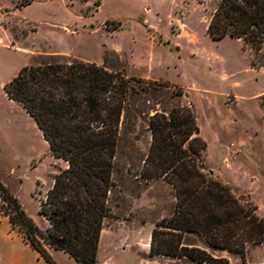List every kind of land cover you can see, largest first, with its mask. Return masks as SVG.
Wrapping results in <instances>:
<instances>
[{
	"label": "rangeland",
	"instance_id": "374dc122",
	"mask_svg": "<svg viewBox=\"0 0 264 264\" xmlns=\"http://www.w3.org/2000/svg\"><path fill=\"white\" fill-rule=\"evenodd\" d=\"M21 1L0 0V178L40 228L46 223L39 202L66 164L52 156L32 118L6 98L2 84L23 66L72 59L135 79V64L153 61L157 77L140 79L135 86L146 91L130 98L121 118L100 264H200L149 255L151 230L175 205L171 186L141 177L154 111L194 110L208 145L206 169L264 217V48L256 53L243 50L239 40L207 35L219 0H32L20 7ZM227 148L238 154L224 162L220 152ZM212 254L242 264L234 253ZM246 264H264V245L249 246Z\"/></svg>",
	"mask_w": 264,
	"mask_h": 264
},
{
	"label": "trees",
	"instance_id": "16d2710c",
	"mask_svg": "<svg viewBox=\"0 0 264 264\" xmlns=\"http://www.w3.org/2000/svg\"><path fill=\"white\" fill-rule=\"evenodd\" d=\"M31 2L22 0L20 7ZM206 33L212 40L235 39L244 50L261 52L264 0H219ZM251 66L256 69L254 61ZM140 82L121 70L72 59L23 66L3 86L6 98L32 118L52 156L66 164L39 202L45 229L0 178V215L47 264H57L49 250L61 251L78 264H97L103 222L111 216L108 196L114 187L119 125L130 98L146 91L136 88ZM260 100L264 121V94ZM147 129L151 139L141 177L162 180L175 198L170 216L150 232L149 255L229 264L212 254L226 251L246 264L249 246L264 245V218L257 206L206 169L207 145L194 110L177 106L154 111Z\"/></svg>",
	"mask_w": 264,
	"mask_h": 264
},
{
	"label": "crops",
	"instance_id": "0c3cea01",
	"mask_svg": "<svg viewBox=\"0 0 264 264\" xmlns=\"http://www.w3.org/2000/svg\"><path fill=\"white\" fill-rule=\"evenodd\" d=\"M0 41H2L1 38ZM154 44L157 45L155 42ZM95 62L98 63V61ZM154 66L155 64L153 61L147 63L137 62L135 64V68H134L135 70L133 76L136 77L137 79H146V78L157 79V77L153 75L155 68ZM4 85L5 84H2V88ZM207 150H208V145L206 147V151ZM219 151L220 149H218V152ZM220 153L223 154L224 162L225 161L229 162L230 159L234 158L238 154L237 151L234 150L232 151L229 148H227L225 152L223 151ZM38 227L40 228V226ZM0 238L2 239L1 241L2 246L3 245L6 246V250L4 252H0V264H47L37 251L31 249L29 245L25 243V241L19 234H17L14 231H11V226L8 219L1 215H0ZM49 253L57 264H78L75 260H73L72 258H70L68 255H66L61 251L49 250ZM59 257H64V258L61 259ZM97 264H100L99 250H98Z\"/></svg>",
	"mask_w": 264,
	"mask_h": 264
},
{
	"label": "built area",
	"instance_id": "2783aa9c",
	"mask_svg": "<svg viewBox=\"0 0 264 264\" xmlns=\"http://www.w3.org/2000/svg\"><path fill=\"white\" fill-rule=\"evenodd\" d=\"M2 20H0V22H1Z\"/></svg>",
	"mask_w": 264,
	"mask_h": 264
}]
</instances>
